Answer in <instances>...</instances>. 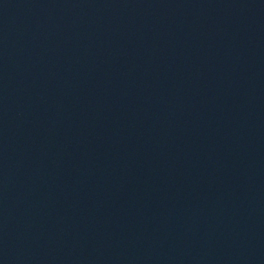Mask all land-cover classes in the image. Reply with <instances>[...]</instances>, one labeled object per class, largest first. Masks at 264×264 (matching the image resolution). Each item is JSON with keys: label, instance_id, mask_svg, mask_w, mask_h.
<instances>
[{"label": "water", "instance_id": "95a60500", "mask_svg": "<svg viewBox=\"0 0 264 264\" xmlns=\"http://www.w3.org/2000/svg\"><path fill=\"white\" fill-rule=\"evenodd\" d=\"M0 264H264V0H0Z\"/></svg>", "mask_w": 264, "mask_h": 264}]
</instances>
